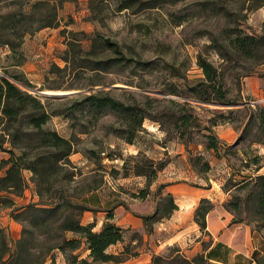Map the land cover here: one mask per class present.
<instances>
[{"label": "rangeland", "instance_id": "1", "mask_svg": "<svg viewBox=\"0 0 264 264\" xmlns=\"http://www.w3.org/2000/svg\"><path fill=\"white\" fill-rule=\"evenodd\" d=\"M121 1L124 0H95V12L88 8L87 0L64 2L58 10L57 27H44L25 35L15 54L8 47L0 46V76L17 75L26 84L23 88L43 102L46 98L57 100L46 104L49 111L68 106L72 97L79 92L102 90L126 105H138L144 113L154 115L156 120L148 117L143 119L133 143L125 140L130 135L126 111H97L80 105L74 108L69 117L52 115L45 127L65 137L74 133L79 140L76 152L70 156L71 161L83 174L91 172L88 180L94 177L102 181L98 193L103 201H108L107 206L113 208L121 204L140 217L149 210L152 212L146 215L156 211L160 213L162 209L161 203L167 192L157 196L161 187L151 184L157 174L156 168L161 165L165 171V175L159 179H174L186 159L199 175L207 177L208 174L221 184L223 190H228L225 202L237 203L236 207L231 204L227 207L231 219H241L254 230V246L257 250L250 255L252 264H264V217L259 216L255 202V190L261 179L250 181L237 189L232 186L241 175L264 174V145H250L248 138L236 143L248 114L245 106L254 108L264 102V99L254 101L250 95L242 94V83L253 76L264 78V64L257 65L253 72L245 76H239L240 102L237 106L193 101L189 99L190 93L187 91V84L203 78L202 70L197 65V55L200 53L217 67L218 85L227 91V97L236 94V81L232 77L242 71L240 66L250 63L236 57L228 46L221 48L220 56L211 47L209 37L213 33L221 40L235 26L248 32H259L264 21V6L249 9L250 2L246 0H140L144 5L152 4V7L137 10L138 4H135L119 11L117 7ZM96 14L97 18L94 17ZM95 33L117 41L128 64L114 66L109 71H93L69 64L64 71H51L53 64L64 66L60 56L66 39L73 41L75 53L80 57L77 61H81L89 50L88 39ZM54 85L60 88H51ZM46 90L79 92L53 97L42 94ZM185 101L190 103L192 115L198 123L197 127L190 128L193 142L189 143V150L185 149L189 144L183 143L179 137L181 131L187 137L189 129L178 127L180 121L177 119L184 113L181 112V106ZM212 123H216L212 126L214 132V126L221 125L230 126L236 134L230 143L220 140L224 144L219 145L220 157L217 159L214 158L215 154L212 157V153L206 152L200 143L206 141L203 134L207 131L204 127ZM181 144L186 151L185 159L175 154L182 148ZM4 147H8V143H4ZM202 148L204 154H199ZM254 156L257 157L255 164L250 162ZM3 157H7V153L0 151V159ZM148 158L150 162H146ZM205 161H208L209 169H204ZM3 173L4 168H1L0 175ZM23 175L27 185L21 195L0 191V227L5 230L12 246L22 228V223L14 219L15 213L25 204L38 199L34 184L30 181V172L24 170ZM205 182H208L207 179ZM84 184L81 178L77 190ZM199 203L200 200L187 215V220L196 225L195 234L200 231L199 238L194 239L195 234L191 233L190 244L182 248L170 246L159 254L170 256L178 252L188 259L197 254L204 257L203 252L194 248V242L198 239H202L198 244L202 248L209 243L206 232L194 221ZM97 215L100 222L104 213ZM154 223L150 221L144 226L146 233L153 232ZM122 234L128 243L119 254L125 259L128 254L138 253L134 250L135 246H141L144 240L142 233L137 230L124 228ZM157 235L152 233V241ZM132 239L135 244L130 242ZM84 247L78 250V254L84 252ZM145 248H148L147 244ZM51 257L44 264H58L57 253L52 252ZM257 259H261V262L258 263ZM162 264L182 263L166 261ZM194 264H207V259L204 257L201 261L197 257Z\"/></svg>", "mask_w": 264, "mask_h": 264}, {"label": "trees", "instance_id": "2", "mask_svg": "<svg viewBox=\"0 0 264 264\" xmlns=\"http://www.w3.org/2000/svg\"><path fill=\"white\" fill-rule=\"evenodd\" d=\"M66 1L76 0H0V46L8 47L9 51L15 54L25 35L44 27H57L58 10ZM246 1L250 2L249 9L264 6V0ZM87 2L88 8L95 12V0ZM135 4H138L137 10L152 7V4L144 5L140 0H124L120 2L117 10L130 8ZM94 17L97 18L98 15ZM88 40L89 50L81 61H77L80 57L75 53L73 41L66 39L65 48L60 56L64 66L53 64L51 71H64L69 64L84 66L93 71H109L114 66L128 64V59L124 57L117 41H112L99 33H95ZM209 40L211 47L220 56L221 48L228 46L236 57L248 60L250 65L240 66L242 71L233 75L232 78L236 81V94L227 97V91L218 85L217 67L199 53L197 65L202 70L203 78L187 84L189 99L230 107L237 106L240 102L239 76H245L253 72L257 65L264 64V21L259 32H248L235 26L223 39L220 40L212 33ZM111 54L115 56H110ZM24 85L26 84L17 75L0 76V151L7 153V157L0 159V169L4 168V173L0 175V191L21 195L27 185L23 171L27 170L31 174L30 181L34 184L38 199L25 204L15 213L14 219L22 223V228L13 246L9 243L5 230L0 227V264H44L48 258H52L54 250H59L68 264L124 260L121 253L107 251L109 245L122 240L123 229L111 221L113 213L112 207L107 206L108 201L104 203L105 209L98 208L100 201L95 190L101 186L102 181L94 177L88 180L91 172L83 174L70 159L71 154L76 152L78 137L74 133L69 137L62 136L45 125L52 115L69 117L74 108L80 105L97 111L102 109L126 111L130 135L125 140L133 143L136 133L141 129L143 119L148 117L156 120L155 116L144 113L138 105H126L102 90L82 94L79 92L72 97L68 106L49 111L46 104L57 100L46 98L45 103L23 88ZM51 88L60 86L54 85ZM190 106V103L185 101L181 106L183 110L181 112L184 113L177 117L180 121L178 127L189 129L187 137H184V131L179 132V137L185 144L193 142L190 128L198 126ZM245 108L248 111L247 118L236 143L248 138L250 145L253 143L264 145V102L255 105L254 108L247 106ZM215 124L204 127L207 131L203 134L206 141L200 143L206 150L212 149L215 157L219 158V145L222 142L212 130ZM4 143H8V147H4ZM150 160L148 158L146 162ZM256 161V156L250 160L253 164ZM161 167L159 165L156 171ZM204 169H209L208 161H205ZM81 178L85 184L78 191L76 186ZM255 179H261L259 187L255 190L256 210L260 213L259 216L264 217V174L241 175L232 186L235 189L241 188ZM230 204L233 207L237 206L236 202L226 201L225 208L227 209ZM161 206L160 213L156 211L141 216L144 226L150 221L156 222L169 216L177 209L171 193L167 192L164 195ZM211 208L212 203L208 199H200L194 221L202 230L205 228V215ZM98 210L106 212V220L99 229L94 230L95 223H83L81 217L85 211ZM238 220L241 219H236ZM82 244L85 246L84 249L88 250L85 257H79L80 254L76 251ZM175 251H178V248H175ZM197 257L201 261L204 260L202 254H197L192 259L178 252L170 256L155 254L152 256V264H162L166 261L194 264ZM257 261L260 263L261 259Z\"/></svg>", "mask_w": 264, "mask_h": 264}, {"label": "crops", "instance_id": "3", "mask_svg": "<svg viewBox=\"0 0 264 264\" xmlns=\"http://www.w3.org/2000/svg\"><path fill=\"white\" fill-rule=\"evenodd\" d=\"M242 94L250 95L254 101L264 99V78L253 76L250 80L242 83ZM214 130L217 137L226 143H230L235 139L236 134L230 126L221 127V125H217L214 126ZM181 146L182 148L176 151L175 154H177L178 158L185 159L186 151L184 150V145L181 144ZM190 148L191 145L189 144L185 149L189 150ZM202 150L203 148L198 153L204 154ZM206 152L212 153V157H214L212 149H208ZM214 158L217 159L216 157ZM181 168L182 170H177L179 171V175L170 180L159 179L160 176L165 175V171L162 168L157 171L151 183L156 184V187H159V185L161 187V192H157V196L169 192L174 197L177 205V209L168 217L162 218L153 224L152 233H157V238L152 241V233L151 231L145 232L142 218L137 214H133L131 210L124 208L121 204H118L112 208L113 217L111 221L122 229L129 228L130 230L141 232L144 241L141 246H135L134 250L138 253L128 254V257L120 262H96L94 264H152V255L164 253L166 248L170 246L175 245L182 248L184 245L190 244V234H195L196 225L187 220L189 219L187 215L189 210H192L193 206L201 198H206L212 203V208L205 215V228L203 229L206 232L209 243L205 248H202L198 245L202 239H198L194 242V248H197L199 252H203L204 257L207 259V264H252L250 255L252 256L255 250H257L256 245L254 246V230L243 220L233 221L231 219L232 216L224 206L228 190H223L221 184L212 180L208 174H206L207 177L199 175L198 172L190 167L186 159L184 166ZM205 179L208 182H205ZM95 193H97L100 201V207L97 205L96 207L105 209V201L101 199L98 189L95 190ZM150 211L142 215H146ZM100 212L104 213V216H102V220L99 222L97 214ZM105 215L106 212L104 210L96 212L85 211L82 215V222H94V229L97 230L103 221L106 220ZM67 234L68 236L70 235V233ZM199 236L200 231L194 235V239L199 238ZM130 242L135 244L134 239ZM127 243L128 241L123 236L121 241L109 245L107 251L121 253L123 246ZM145 244L148 245L147 249L145 248ZM53 252H56L58 255V264H68L64 255L59 250H54ZM87 253L88 250L84 249V252L79 257H85Z\"/></svg>", "mask_w": 264, "mask_h": 264}, {"label": "water", "instance_id": "4", "mask_svg": "<svg viewBox=\"0 0 264 264\" xmlns=\"http://www.w3.org/2000/svg\"><path fill=\"white\" fill-rule=\"evenodd\" d=\"M79 91H59V92H54V91H50V92H42V94H46L49 96H53V97H61V96H69L71 94L74 93H78Z\"/></svg>", "mask_w": 264, "mask_h": 264}, {"label": "bare ground", "instance_id": "5", "mask_svg": "<svg viewBox=\"0 0 264 264\" xmlns=\"http://www.w3.org/2000/svg\"><path fill=\"white\" fill-rule=\"evenodd\" d=\"M46 92H50L49 90H46Z\"/></svg>", "mask_w": 264, "mask_h": 264}]
</instances>
